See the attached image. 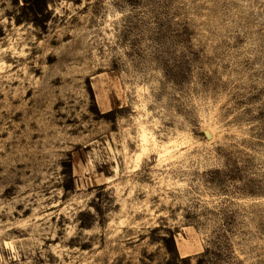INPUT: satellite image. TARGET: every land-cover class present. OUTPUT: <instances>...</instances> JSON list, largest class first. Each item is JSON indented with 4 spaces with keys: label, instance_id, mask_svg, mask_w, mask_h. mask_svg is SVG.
Returning a JSON list of instances; mask_svg holds the SVG:
<instances>
[{
    "label": "rangeland",
    "instance_id": "obj_1",
    "mask_svg": "<svg viewBox=\"0 0 264 264\" xmlns=\"http://www.w3.org/2000/svg\"><path fill=\"white\" fill-rule=\"evenodd\" d=\"M0 264H264V0H0Z\"/></svg>",
    "mask_w": 264,
    "mask_h": 264
},
{
    "label": "trees",
    "instance_id": "obj_2",
    "mask_svg": "<svg viewBox=\"0 0 264 264\" xmlns=\"http://www.w3.org/2000/svg\"><path fill=\"white\" fill-rule=\"evenodd\" d=\"M173 240V239H172ZM173 243H174V241H173Z\"/></svg>",
    "mask_w": 264,
    "mask_h": 264
}]
</instances>
